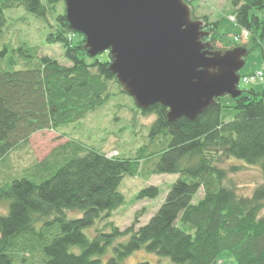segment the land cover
I'll return each mask as SVG.
<instances>
[{"label": "trees", "instance_id": "1", "mask_svg": "<svg viewBox=\"0 0 264 264\" xmlns=\"http://www.w3.org/2000/svg\"><path fill=\"white\" fill-rule=\"evenodd\" d=\"M64 1L0 0V36L7 10L23 8L44 22L52 16L56 27L47 43L60 45L70 64L38 58V48L31 46L0 50V168L33 134L83 120L109 101L112 83L119 85L110 71V53L88 55L85 37L67 22ZM183 1L192 8L191 0ZM230 4L236 26L249 33L248 56L259 50L264 58V0ZM191 14L198 21L193 9ZM204 28L210 33L204 42L218 51L216 43H224L226 35L218 24ZM20 62L25 69L16 70ZM224 98L229 102L217 100L194 122L182 118L169 123L161 105L139 110L156 115L150 128L153 141L162 139L156 153L145 147L136 158H110L70 142L19 177L6 174L0 184V205L7 208L0 215V264H123L141 251L172 264H224L228 258L233 264H264V185L250 199L239 197L218 167L222 160L235 159L259 167L264 176V90ZM153 159L158 160L153 175L181 178L149 223L124 232L108 223L110 233L86 234L125 204L120 192L124 178L137 177L141 163ZM201 189L203 199L194 204ZM158 196L157 188H145L135 201ZM72 211L81 217L69 218Z\"/></svg>", "mask_w": 264, "mask_h": 264}, {"label": "rangeland", "instance_id": "2", "mask_svg": "<svg viewBox=\"0 0 264 264\" xmlns=\"http://www.w3.org/2000/svg\"><path fill=\"white\" fill-rule=\"evenodd\" d=\"M195 18L203 23L218 24L219 32L226 35L224 43L217 41L216 49L221 52L232 50L239 44V48L249 42V33L236 26L232 17L230 0H191ZM65 6V3H64ZM65 8V7H64ZM62 12V6L57 7ZM66 13V9H65ZM7 27L0 36V50L4 46L10 49H19L21 46L38 48V58L49 57L57 60L61 65L69 66L64 58V50L60 45H50L47 39L50 33L55 31L54 17L49 16L46 22L39 20L27 13L23 8L7 10L5 12ZM50 26V27H49ZM54 29H51V27ZM205 30V28H204ZM245 32L248 33L246 37ZM245 35V36H244ZM248 50V48H246ZM246 64L241 70L240 90H255L261 93L264 90V81L245 83L244 77L256 72H262L264 76V58L259 50L254 51L246 58ZM24 62H20L16 70L25 69ZM120 85V84H119ZM117 83H112L110 99L101 108L90 113L83 120L62 127L57 131H44L33 134L27 143L18 147L7 159L5 165L0 168V184L6 178V174L19 177L25 168L44 161L54 150L70 142H76L86 147H93L105 152L108 157L124 156L136 158L142 148L148 147L156 153L162 139L155 141L151 137V125L156 120L155 114H143L137 108L133 98L122 93ZM222 103L229 102L228 98H221ZM235 111H232L234 115ZM141 163L140 173L137 177L124 178L120 187L121 194L125 197V204L114 212L112 218L98 222L94 228L86 231V234L95 236L98 231L105 230L108 223L114 224L121 232L136 225L135 230L147 225L166 201L171 187L181 178L179 175H153L154 162ZM219 169L226 171V185L232 186L239 197L252 198L255 191L264 185V176L257 166L248 165L235 159L222 160L218 164ZM1 186V185H0ZM154 187L159 190V196L155 200L135 201L136 195L145 188ZM204 190L201 189L194 200L197 204L203 199ZM7 211L6 205H0V215ZM80 211L68 213L69 218L81 217ZM264 217V209L261 213ZM126 238L120 239L122 242ZM172 264L169 259L159 258L144 251L137 252L129 257L123 264ZM222 264V262H221ZM224 264H233L232 259H226Z\"/></svg>", "mask_w": 264, "mask_h": 264}, {"label": "water", "instance_id": "3", "mask_svg": "<svg viewBox=\"0 0 264 264\" xmlns=\"http://www.w3.org/2000/svg\"><path fill=\"white\" fill-rule=\"evenodd\" d=\"M72 31L86 39L88 55L109 52L110 71L146 111L168 110L169 123L194 122L217 100L237 99L245 47L212 51L203 23L183 0H65Z\"/></svg>", "mask_w": 264, "mask_h": 264}, {"label": "built area", "instance_id": "4", "mask_svg": "<svg viewBox=\"0 0 264 264\" xmlns=\"http://www.w3.org/2000/svg\"><path fill=\"white\" fill-rule=\"evenodd\" d=\"M246 37L248 36V33L245 32ZM244 35V36H245ZM243 81L245 83H256L259 81H264V76L262 72H256L250 76L244 77Z\"/></svg>", "mask_w": 264, "mask_h": 264}]
</instances>
